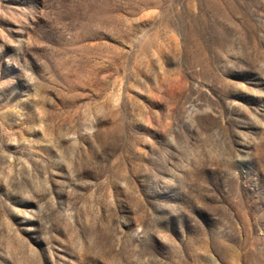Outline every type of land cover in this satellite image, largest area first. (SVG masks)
Listing matches in <instances>:
<instances>
[{
	"label": "rangeland",
	"instance_id": "374dc122",
	"mask_svg": "<svg viewBox=\"0 0 264 264\" xmlns=\"http://www.w3.org/2000/svg\"><path fill=\"white\" fill-rule=\"evenodd\" d=\"M0 264H264V0H0Z\"/></svg>",
	"mask_w": 264,
	"mask_h": 264
}]
</instances>
